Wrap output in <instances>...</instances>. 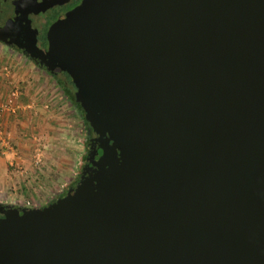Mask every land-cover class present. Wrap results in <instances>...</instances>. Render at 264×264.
<instances>
[{
  "label": "water",
  "instance_id": "1",
  "mask_svg": "<svg viewBox=\"0 0 264 264\" xmlns=\"http://www.w3.org/2000/svg\"><path fill=\"white\" fill-rule=\"evenodd\" d=\"M56 3L18 7L16 43L103 153L46 206L0 203V264H264V0H81L42 49Z\"/></svg>",
  "mask_w": 264,
  "mask_h": 264
},
{
  "label": "rangeland",
  "instance_id": "2",
  "mask_svg": "<svg viewBox=\"0 0 264 264\" xmlns=\"http://www.w3.org/2000/svg\"><path fill=\"white\" fill-rule=\"evenodd\" d=\"M10 49L14 59L5 51L9 58L2 64L7 65L4 70L12 79L20 70L18 75L25 78H14L6 90L8 97L19 88L20 96L16 111L8 114L11 123L4 121L9 139L0 135V156L7 164L6 173L0 172V203L43 207L77 181L87 152L88 130L62 78Z\"/></svg>",
  "mask_w": 264,
  "mask_h": 264
},
{
  "label": "flooded vegetation",
  "instance_id": "3",
  "mask_svg": "<svg viewBox=\"0 0 264 264\" xmlns=\"http://www.w3.org/2000/svg\"><path fill=\"white\" fill-rule=\"evenodd\" d=\"M45 1L47 0H0V45L11 47L16 52H19L21 55L39 62V64L41 63L37 58L31 56L29 52L23 51L16 43V41H19L25 45H28L29 34L26 31V24L20 23L18 21L13 22L12 18L16 16V9H18V7H21L23 9L27 6L32 9H37L40 7L41 3ZM57 2L58 3H56L54 6L48 8L45 11L40 10V12L38 13L32 11L29 14V17L32 20V26L38 29L37 44L42 49L48 48L47 30L50 24L54 20H56L61 14L78 5L81 0H57ZM8 20L10 21V24L8 27H6ZM60 74L67 73L62 72ZM96 136L97 134L94 132V130H88L87 152L85 154L84 161L81 166V171L77 181L73 186L69 187L67 193L70 191L71 188L76 186L81 179L92 175L95 169L97 168V162L102 156L103 150L99 146V142L97 141ZM67 193L65 192L61 194L58 199L64 197Z\"/></svg>",
  "mask_w": 264,
  "mask_h": 264
},
{
  "label": "crops",
  "instance_id": "4",
  "mask_svg": "<svg viewBox=\"0 0 264 264\" xmlns=\"http://www.w3.org/2000/svg\"><path fill=\"white\" fill-rule=\"evenodd\" d=\"M9 49H10V47H6V46H2V45L0 46V110L2 108V105L5 102L4 100H6V98H7L8 92L6 90H7V88L10 87V82L12 84L14 78H16L18 80H22L25 78V77H22L21 75H18V72H20V70L14 73L13 79L8 76L9 71L4 70V67L5 66L7 67V65H2V64H5L6 60H8V58H9V57H7L8 55H6L5 51H7ZM10 50H12V49H10ZM7 52L10 53V59H14L12 57L13 53L11 51H7ZM15 59L18 60L17 58H15ZM11 119H12V117L10 115L4 113V121L11 123ZM6 170H7L6 158H3L0 156V172L4 174V173H6Z\"/></svg>",
  "mask_w": 264,
  "mask_h": 264
},
{
  "label": "built area",
  "instance_id": "5",
  "mask_svg": "<svg viewBox=\"0 0 264 264\" xmlns=\"http://www.w3.org/2000/svg\"><path fill=\"white\" fill-rule=\"evenodd\" d=\"M20 96V91L19 88H14L11 93L8 95V97L6 98L5 103L2 105V108L0 110V135H1V139H9V135L8 132L4 129V113L6 114H11L13 112L16 111V108L18 107V103L17 100ZM4 134V137H3ZM5 144L6 141H5ZM3 154H5V151H2Z\"/></svg>",
  "mask_w": 264,
  "mask_h": 264
},
{
  "label": "trees",
  "instance_id": "6",
  "mask_svg": "<svg viewBox=\"0 0 264 264\" xmlns=\"http://www.w3.org/2000/svg\"><path fill=\"white\" fill-rule=\"evenodd\" d=\"M44 68L48 69L47 67L43 66ZM49 70V69H48ZM50 71V70H49ZM54 76H59L61 77V81L65 87V92L67 94V96L75 103V105L80 109L82 115H83V119H84V123L85 126L87 128V130L92 131V125L91 123L87 120L86 116H85V111L83 109V107L81 106V103L79 101H77L75 94H74V84L70 78V76L68 74H56L53 73L52 71H50Z\"/></svg>",
  "mask_w": 264,
  "mask_h": 264
}]
</instances>
